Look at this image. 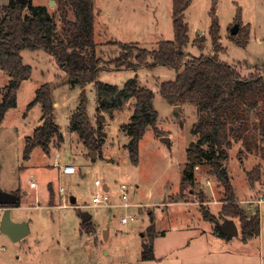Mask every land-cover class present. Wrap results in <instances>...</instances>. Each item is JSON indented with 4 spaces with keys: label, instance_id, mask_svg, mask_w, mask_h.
I'll use <instances>...</instances> for the list:
<instances>
[{
    "label": "rangeland",
    "instance_id": "obj_1",
    "mask_svg": "<svg viewBox=\"0 0 264 264\" xmlns=\"http://www.w3.org/2000/svg\"><path fill=\"white\" fill-rule=\"evenodd\" d=\"M10 1L0 0V4H9ZM30 1L36 3L35 6L49 3V15L55 18L61 28L62 16L58 11L60 0L54 5L50 0ZM172 4L173 0H96L94 31L97 57L102 60L103 72L98 78L101 82L121 84L136 76V72L131 69L123 67L118 70L115 65L108 64L125 52L123 44L154 51L158 49L159 42L174 38ZM214 6L220 28L219 43L223 48L219 54L220 60L234 66L243 78L248 79L250 75L264 76V0H192L185 14L191 39L189 47L185 49V62L202 55L215 54L211 35ZM25 11L29 13L28 9ZM70 15L71 19L75 17L72 13ZM235 24L244 33L248 29L250 31L246 48L231 40V30ZM200 44L204 46L203 50ZM22 55L25 64L32 67L33 72L30 79L22 82L17 96L18 106L8 111L0 130V190L4 186L3 182L9 181V187L14 190L7 191L20 196L19 207H10L11 218L16 222L28 221L31 232L26 240L14 242L0 231V264H156L142 260V241L145 242L149 237L148 229L142 226L149 222V210L157 218H163V222L166 221L165 230L171 229L170 225L174 231L177 230L174 238L160 240L157 249L159 254H169L166 251L170 246L179 245L178 252L183 253L184 248H189L187 253L190 256L195 254L201 257L199 264H247V261L249 264H264V237L262 241L252 240L238 251L236 249L242 245L236 237L229 238L231 243L228 247L219 249L211 237L202 238L196 232L197 228L207 233L215 228V224L199 221L196 216L195 210H201L200 194H204L206 203L216 202L210 206V211L223 224L224 219L220 218L219 213L224 206L221 203L224 191L215 176L203 168L194 170L197 180L194 188H181L182 177L191 172L186 162L187 150L195 140L191 128L197 122L198 114L191 104L177 105L180 108L176 111L175 106L172 108L161 96L160 85L171 82L177 76L174 68L157 66L155 70H140L138 79L144 87L154 92V107L159 118L156 131L147 127L139 145V165L134 166L129 152L123 147L128 142V136L121 131V124L129 121V117L119 114L118 118L110 120L108 116L103 126L102 141L106 133L108 137L104 151H101L105 159L113 160L105 161L98 153L94 160L90 151L79 142L78 134L71 130V113L80 103V86H72L66 72L44 50H26ZM6 77L8 75L0 71V101L6 92ZM47 83L53 85V100L60 102L55 117L65 135L62 158L55 156L58 145L54 144L50 156L37 147L31 159L25 161L23 151L26 138L33 136L34 130L41 125L43 112L40 105L34 110L28 109V106L35 99L36 90ZM86 96L88 115L96 125L98 99L94 83L88 85ZM128 104L132 109L136 104L135 99ZM25 114L26 118L23 117ZM162 137L171 139L169 146L161 141ZM240 149L239 144L229 149L230 158L223 165L229 171L238 197L247 200L242 204L243 208L250 214L257 212L264 227V202L257 204L260 195L264 194V173L261 182L255 185L259 193L253 197L248 194L245 181L246 171L258 162L264 166V160L259 154H250L243 156V162H240ZM55 157L60 159L57 161L61 165H74L77 172L72 176L63 175L59 167H53ZM96 180L110 187L111 200L115 206L94 207L92 195L99 190L95 185ZM124 183L133 187L128 192L127 201L145 203V206L133 207L128 211L118 206L124 203L119 194ZM62 187L65 189L63 195L60 191ZM204 189H207L206 192ZM74 196L78 199L72 204ZM164 198L168 202L187 201L191 203L189 207L194 209L187 212L182 206L172 208L168 203L165 207L162 205ZM54 204H67L68 207L49 208ZM83 212L92 216L88 226L83 225ZM126 213L136 214L139 221L123 226L121 218ZM235 221L241 232L239 220ZM106 231H109L108 238L105 236ZM142 231L143 237L140 235ZM185 241H188L186 247L183 246ZM162 264L167 263L164 260Z\"/></svg>",
    "mask_w": 264,
    "mask_h": 264
},
{
    "label": "trees",
    "instance_id": "obj_2",
    "mask_svg": "<svg viewBox=\"0 0 264 264\" xmlns=\"http://www.w3.org/2000/svg\"><path fill=\"white\" fill-rule=\"evenodd\" d=\"M191 3L192 0H173L174 38L171 41L159 42L158 49L154 51L123 44L125 52L108 64L115 65L118 70L125 67L135 72L141 68L154 70L157 66L177 71L174 80L160 85V94L171 106L193 105L198 114V120L191 128L195 140L187 150V165L191 172L182 177L181 188H194L197 185L194 174L197 168L214 175L224 191V206L219 216L224 219V223L227 219L239 220L242 242L245 244L261 235V216L257 212L250 214L240 205L229 171L223 164L230 158L229 149L236 144L241 147L238 152L240 162H243V156L250 154H259L264 160V76L250 75L248 79L243 78L234 66L220 60L219 54L223 48L219 43L220 28L215 6L212 9L211 26L215 54L202 55L185 62V49L191 40L185 14ZM95 5L96 0H60L58 11L62 16L61 28L45 6H35L30 0L26 5L18 0L0 5V68L9 77L0 103V130L5 114L18 106L17 93L21 83L32 76L33 68L25 64L22 52L41 49L54 57L72 86L79 85L81 88L80 103L71 115V130L79 135L80 142L88 151H96L101 155L103 126L107 120L105 115L114 118L115 112L122 111L135 99L131 122L123 124L121 130L130 137L125 149L129 152L131 163L138 166L139 145L147 127L157 130L159 115L154 107L155 94L142 86L137 76L121 87L98 80L103 68L102 60L97 57ZM26 9L29 13H26ZM70 13L74 14L73 19ZM249 35V29L245 33L239 30L237 35L231 34V40L246 48ZM200 48L203 50L204 46L200 44ZM91 83L95 84L98 99L96 125L87 112L86 90ZM52 90L53 85L44 84L36 90V97L28 106V109H32L41 104L43 114L42 124L35 129L32 137L26 138L23 151L25 161L31 158L37 147L50 155L52 145L64 142L61 127L56 122ZM263 173L262 163L246 171L251 187L261 182ZM199 199L204 220L215 224L216 232L228 239L218 229L220 219L211 213L204 194H200ZM19 202L20 196L17 195L16 205L0 207H19ZM89 224L83 223L85 226ZM148 233V240L142 245L144 261L155 260L154 225L148 228Z\"/></svg>",
    "mask_w": 264,
    "mask_h": 264
},
{
    "label": "crops",
    "instance_id": "obj_3",
    "mask_svg": "<svg viewBox=\"0 0 264 264\" xmlns=\"http://www.w3.org/2000/svg\"><path fill=\"white\" fill-rule=\"evenodd\" d=\"M56 2H57V0H56ZM36 3H34L33 2V5H35ZM0 5H7V4H0ZM49 5V3H47V4H43L42 6H45L46 8H47V6ZM95 35H96V31H95ZM97 44V43H96ZM221 59V58H220ZM1 69V68H0ZM141 69H143V68H141ZM140 69V70H141ZM145 69H147V68H145ZM140 70H138V72H136V76L138 77L139 76V74H140ZM148 70V69H147ZM155 70V69H154ZM1 72H2V74H6V73H4V71L1 69L0 70ZM106 71V70H105ZM102 72H103V70L102 71H100L99 72V76H101V74H102ZM99 78V77H98ZM99 80V79H98ZM8 81H9V77H6V79H5V82H4V84H5V86H7L8 84ZM100 81V80H99ZM22 84V83H21ZM125 83L124 82H122L121 84H115L116 86H119V87H121V86H123ZM141 85L142 86H145V85H143L142 83H141ZM21 87H22V85H21ZM21 87L19 88V90H18V93H19V91H20V89H21ZM63 90H64V87L62 88ZM18 93H17V96H18ZM1 101H2V99H1ZM1 101H0V103H1ZM41 106V104H37L34 108H33V110L34 109H36V107H38V106ZM39 106V107H40ZM78 106V105H77ZM60 107V102H58V101H56L55 102V115H56V111L58 110V108ZM97 107H98V101H97ZM130 106H129V104H128V107L126 108V109H124V110H122V111H120V112H115V114L113 115L114 116V118H111V117H109L110 118V120H112V119H115V118H118L119 116V114H121V115H124V116H126L127 118L129 117V119H127V120H129V121H124L123 123L124 124H128V123H130L131 122V119H132V115H133V111H134V107H132V109H130L129 108ZM172 108L174 107V106H171ZM77 108V107H76ZM97 109V108H96ZM11 110V109H10ZM41 111H42V107H41ZM8 113V112H7ZM7 113L5 114V116L7 115ZM42 114H43V112H42ZM42 114H41V117H42ZM72 114V113H71ZM26 116H27V114H25L23 117L24 118H26ZM106 116V115H105ZM107 117V119H109L108 118V116H106ZM4 120H5V117H4ZM4 122V121H3ZM123 123L121 124V125H123ZM42 124V123H41ZM59 124V123H58ZM105 125H106V122H105ZM38 127V126H37ZM61 127V126H60ZM62 130V129H61ZM120 130V129H119ZM35 131V130H34ZM123 133H125L123 130H121ZM62 132V131H61ZM121 132V133H122ZM34 133V132H33ZM33 133H32V135H33ZM106 133V132H105ZM63 134V133H62ZM126 135H127V133H125ZM64 135V134H63ZM128 136V135H127ZM32 137V136H31ZM107 137H108V133H106V136H105V138H103V145H102V151H104L103 149H104V146H105V143H106V139H107ZM78 140H79V135H78ZM170 141H171V139H170ZM26 142V141H25ZM64 142H65V135H64ZM64 142H62L60 145H58V151H57V154L55 155L56 157H61L62 158V152H61V150H62V148H63V143ZM80 142V141H79ZM130 142V137L128 136V142L126 143V144H124L123 145V147L125 148V145H127L128 143ZM171 143V142H170ZM170 143L168 144V146L170 145ZM263 146H264V142H263ZM55 148V147H54ZM53 148V145H52V147H51V151H52V149H54ZM50 151V152H51ZM51 154H52V152H51ZM50 154V155H51ZM47 155V154H46ZM50 155H48V156H50ZM101 156H102V159H104L105 161L107 160V161H112L113 159H110V158H106L105 159V154H104V152H102L101 153ZM55 157V160H60V159H57ZM250 158V157H249ZM31 159V158H30ZM29 159V160H30ZM248 161V160H247ZM187 162V161H186ZM258 163H261V162H258ZM258 163H256V164H258ZM253 168V167H252ZM199 169V168H198ZM249 170V169H248ZM246 184H247V187H248V194L250 195V197H253V196H255L256 195V193L258 194L259 193V188H258V186L257 187H251L250 186V184H249V181L247 180V178H246ZM3 184H4V188L2 187L1 188V190L0 191H6V192H8L7 190H12V192H13V190L14 189H12V187H9V186H11V184L9 183V181H7V180H5V182H3ZM234 186V185H233ZM108 185L105 187V190L107 191V189H108ZM110 188V187H109ZM234 188H235V186H234ZM4 189V190H3ZM111 190V189H110ZM206 190L207 189H204V192H206ZM235 191H236V195H237V198L239 199V203H240V205L243 207V205L242 204H245L244 202H247V200H244L243 201V199H241V198H239L238 197V193H237V190H236V188H235ZM65 192V191H64ZM8 193H10V192H8ZM10 194H12V193H10ZM63 195V194H62ZM14 196H16V198H17V195H14ZM261 197L262 196H264V194L263 195H260ZM75 197V196H74ZM261 197L258 199V200H260L261 199ZM75 201H77V199H78V197L76 196L75 197ZM170 200H172L171 198H170ZM167 203H168V205H170V206H172V208L173 207H175L176 205H179V206H182V207H184V210L185 211H187V212H192V209H194V207H189L190 205L189 204H191V203H188L187 201H182V200H172V201H169L168 202V200L166 199V198H164L163 199V206H165V207H167L168 205H167ZM200 203V202H199ZM216 202L215 201H210V202H207L206 203V205L208 206V208L210 209V206L211 205H214ZM221 203H223V202H221ZM137 204V203H136ZM144 205L145 206V203H141L140 202V204H137V205ZM261 205V204H260ZM56 207H68V205L67 204H63V205H56V204H54V206H51V207H49V208H51V209H53V208H56ZM6 208V207H5ZM5 208H3V207H0V220H1V217H2V215H3V213H4V210H5ZM195 213H196V216L199 218V221L200 220H202V221H204V222H207V221H205L204 220V218H203V216H202V214H201V211L200 210H198V209H196L195 210ZM213 214V213H212ZM149 217H148V219H149V222H147V224H145V225H143L142 227H145L146 229H148L151 225H154V227H155V233H154V235H155V238H154V248H153V252H155L154 254H155V260H152V261H144V262H146V263H149V262H155L156 264H162V262H164V260L166 261V263L167 264H199L200 263V261H201V257H199V256H196L195 254L193 255V254H191V256L189 255V253H187V250L189 249H183L182 251H183V253H180V252H178V249H179V245H177V246H170V248L168 249V251H166V252H168L169 254H162V253H160L159 254V252H157V249H158V247H159V245H160V243H161V241L160 240H162V239H167V238H169V237H175V232L177 231H174L172 228V225H170L169 227H171V229H164V224L166 223V221H164L163 222V218H157L158 216L156 215H154V213H153V211H151V210H149ZM214 215V214H213ZM24 220V219H23ZM91 221V220H90ZM139 221V220H138ZM137 221V222H138ZM22 222V221H21ZM1 223V222H0ZM208 223H211V222H208ZM211 224H213V223H211ZM236 224H237V222H236ZM162 225H163V228H162ZM200 225V224H199ZM214 225V224H213ZM237 226H238V224H237ZM141 227V228H142ZM215 227V226H214ZM176 229V228H175ZM263 229H264V227H263V223H262V220H261V235L259 236V237H257V238H254V239H252V240H255V239H258V240H260V241H262V238L264 237L263 236V234H264V232H263ZM238 230H239V236H237L236 238L238 239V243H241V248H239L238 246V249H236V250H238V251H241V250H243V248L242 247H245V246H248V244H249V242H251L252 240H250V241H248V242H246L245 244L242 242V233L240 232V228H239V226H238ZM196 232L198 233V234H200L201 235V237L202 238H208V237H211L212 239H213V241L214 242H217V244H218V246H219V249H221V248H223V246H225V247H228V245L231 243V239H223V237L221 236V235H218V233H216V230H215V228H213V229H211V231H209L208 233L206 232V231H204V230H199L198 228L196 229ZM109 231H107V233L105 234V236H106V238H108L109 236ZM140 235H142V237L144 236L143 235V231L142 232H140ZM23 240H26V238L25 239H23ZM146 240L147 239H145V242H146ZM144 243V240L142 241V244ZM225 244V245H224ZM186 245H188V241H185L184 243H183V246L184 247H186ZM142 252V251H141ZM143 253V252H142ZM213 255V254H212ZM211 255V256H212ZM211 256H208V257H211ZM211 264H220V263H211ZM224 264H226V263H224ZM247 264H249L248 263V261H247Z\"/></svg>",
    "mask_w": 264,
    "mask_h": 264
},
{
    "label": "water",
    "instance_id": "obj_4",
    "mask_svg": "<svg viewBox=\"0 0 264 264\" xmlns=\"http://www.w3.org/2000/svg\"><path fill=\"white\" fill-rule=\"evenodd\" d=\"M21 4H28L29 0H18ZM51 4H56V0H50ZM240 27L238 24H235L231 30L232 35H237L239 33ZM180 108V106H175V110L177 111ZM161 141L169 144L170 138L169 137H162ZM91 157L95 160L97 157L96 151H90ZM75 197L71 199V203H75ZM17 198L16 196L6 192V191H0V205H16ZM84 223L90 222L92 220L91 214H88L86 212H83L81 215ZM0 231L2 234H6L9 238H11L14 242H21L23 239H25L30 234V227L28 221H22V222H16L13 221L11 218V208L6 207L4 210V213L0 220ZM218 229L224 233L227 238L231 237H237L239 236V230L238 226L236 224V221L233 219H227V221L223 224L217 223ZM107 231L105 232V234Z\"/></svg>",
    "mask_w": 264,
    "mask_h": 264
},
{
    "label": "built area",
    "instance_id": "obj_5",
    "mask_svg": "<svg viewBox=\"0 0 264 264\" xmlns=\"http://www.w3.org/2000/svg\"><path fill=\"white\" fill-rule=\"evenodd\" d=\"M53 167H59L61 169V173H63V175L65 176H72V174H75L77 172V168L74 167V165H61L57 160H55ZM95 185L98 186L99 190L97 193H94L92 195V202L94 204V207H113L116 204H114L111 200V190L108 187L107 191L105 190V187L107 185H104L100 180H96L95 181ZM103 190H102V189ZM130 189H133L132 186L127 185V184H123L120 188V198L124 203H120L118 206H122L123 208L125 207V209L128 211V209L133 208V207H141L144 205H137V204H133L128 200V192ZM61 194L64 193L65 189L64 187H62L60 189ZM262 202H264V196L261 197L260 200H258L257 204H261ZM254 203H250V205H252ZM121 222L123 226H129L130 224L136 223L138 221V217L136 214L133 213H126L125 216H123L121 218ZM131 230H133V227L130 228ZM126 232V231H125ZM123 232V233H125Z\"/></svg>",
    "mask_w": 264,
    "mask_h": 264
}]
</instances>
